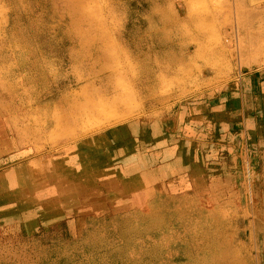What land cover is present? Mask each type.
Wrapping results in <instances>:
<instances>
[{
    "label": "rangeland",
    "instance_id": "1",
    "mask_svg": "<svg viewBox=\"0 0 264 264\" xmlns=\"http://www.w3.org/2000/svg\"><path fill=\"white\" fill-rule=\"evenodd\" d=\"M89 138L146 211L49 198ZM0 148V264H264V0H0Z\"/></svg>",
    "mask_w": 264,
    "mask_h": 264
},
{
    "label": "bare ground",
    "instance_id": "2",
    "mask_svg": "<svg viewBox=\"0 0 264 264\" xmlns=\"http://www.w3.org/2000/svg\"><path fill=\"white\" fill-rule=\"evenodd\" d=\"M169 20H170L169 24L172 25V28H174L173 30L176 31L175 33H178V34L182 35L183 38H185V35H187V34L185 31H183L184 28H182L180 23H178L174 19H168V21ZM182 44L185 45V42L182 41ZM226 51H227V49L224 46H217L216 48H214V55L221 57L226 53ZM31 65H32V63H31ZM60 65H61V63H60ZM30 67H32V66H30ZM63 69H64V67H63ZM175 72H178V70H176ZM61 73H62V71H61ZM35 74H36V72H35ZM137 77H138V75L135 76L136 80L138 79ZM114 126H115V124H114ZM124 132H125L124 129H121V130L117 131L116 133H117V135L121 136L122 134H125ZM92 139L93 138H89L86 140L85 139L84 140H82V139L78 140L77 139L76 141L75 140H68V143H77V145L82 146V147H77V149H76L77 155L75 156V160L77 161V163L72 165V166H67V165L61 166L58 164H51L50 165L51 167L55 168V171H53V173L51 174L52 177L48 176V178H47L48 181H50V183H49L50 187L48 188V190H50L49 194H48L49 198L54 199L57 196H60V197L66 196L65 191L62 187L57 185L58 187L56 188L55 185H51V184L54 183V181L57 182V184L63 183L61 181L66 180L67 179L66 177H68L66 173H69L68 175H71V177L74 178V179H71L72 182L78 187L77 188V187L72 186L73 192H71V194L73 196H75L76 198H85V196L87 194H91V196L94 195V193H95L94 190L97 187L95 191H98L99 194L103 193V194L110 197V199L107 203L101 205L102 207L103 206L113 207L114 206L113 204L115 202H117L118 205L120 206V209H122V210L127 207V209H131L132 212L136 211V210H139L141 212L146 211V209H148V203L146 202L145 195L143 193H138V192L130 193L129 192L130 190H128L129 189V183H128V181L125 180L126 177H130V178H134V179H137L139 177L144 178L143 173H141V171L136 172L134 170H131V168H130L131 166H130L129 162L127 161V156L130 155V153H129L130 150L124 151L122 154H116L117 157L125 158L121 162L117 161V159H119V158H117L116 156H115L116 160L112 161L111 159H108V156L106 155V153H102V151L100 149H97L95 144H92V142L94 141ZM131 154H132V152H131ZM128 168H129V171H128ZM83 180H85V182H86L85 184L83 183ZM18 187H19V190L16 193H10L9 194L6 191H0V197L6 198L7 202L13 201V202L18 203L22 206L23 205H29V207H31L32 209H35L37 211L45 208L44 207L45 204L40 202L39 196H40L41 190H42V187H40V184L29 186L28 184H26L24 182H19ZM84 187H85V189H86V187H89V189L85 190V189H83ZM151 187L152 186L149 185L148 188H151ZM79 188H81V189H79ZM90 188H92V189H90ZM74 190H77V191H74ZM147 192L151 193V192H153V190L147 189ZM7 194H9V195H7ZM48 207H52L53 210H55V211L58 210L60 212H65V211L71 212V213L82 212L83 214H86L88 216L96 215L99 212L98 210H95V209L94 210H88L89 208H87V205H83L82 209H78L76 206H73V204H71V203H69V204H67V203L56 204V205L48 206ZM107 210L111 211L110 209H107ZM231 251H233V250H231ZM224 253H226V252H224ZM232 258H234V257L232 256ZM232 258H231V256H230V258L228 257V259L218 258L220 260L218 261V259H215L217 261H214L213 264H235V262L233 261ZM224 260H226V261H224Z\"/></svg>",
    "mask_w": 264,
    "mask_h": 264
}]
</instances>
